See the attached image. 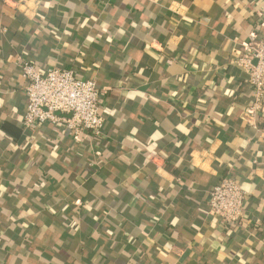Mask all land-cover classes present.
I'll list each match as a JSON object with an SVG mask.
<instances>
[{"label": "crops", "instance_id": "0c3cea01", "mask_svg": "<svg viewBox=\"0 0 264 264\" xmlns=\"http://www.w3.org/2000/svg\"><path fill=\"white\" fill-rule=\"evenodd\" d=\"M263 22L264 0H0V264H264V109L235 65ZM17 58L94 81L101 136L25 130ZM224 177L237 226L209 213Z\"/></svg>", "mask_w": 264, "mask_h": 264}, {"label": "built area", "instance_id": "2783aa9c", "mask_svg": "<svg viewBox=\"0 0 264 264\" xmlns=\"http://www.w3.org/2000/svg\"><path fill=\"white\" fill-rule=\"evenodd\" d=\"M17 63L25 81L26 109L22 120L25 130L51 124L62 125L77 142L84 134L101 136V91L94 81L78 79L69 69L41 71L22 58H17ZM235 65L248 76L252 103L246 111V118L253 120L264 109V34L260 38L254 33L248 35ZM209 197L212 217L225 226L240 223L244 215L245 193L233 179H221Z\"/></svg>", "mask_w": 264, "mask_h": 264}]
</instances>
